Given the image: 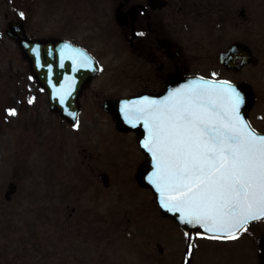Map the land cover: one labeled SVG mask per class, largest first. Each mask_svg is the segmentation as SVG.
<instances>
[{"label": "rangeland", "instance_id": "374dc122", "mask_svg": "<svg viewBox=\"0 0 264 264\" xmlns=\"http://www.w3.org/2000/svg\"><path fill=\"white\" fill-rule=\"evenodd\" d=\"M231 4L223 9L227 12ZM33 19V30L41 37L67 36L88 47L95 40L112 46L108 35L86 32L61 6L40 11ZM218 25L205 38L191 18L182 21V63L191 72L241 77L254 97L250 122L264 131V0H241V43L249 46L255 61L239 72L224 70L216 53L219 38L225 36L226 45L228 34L239 29L237 22L226 17ZM101 89L94 102L84 98L83 112L102 111L105 94H122L127 87ZM142 160L136 137L117 132L105 114L79 118L74 130L50 112L45 92L15 43L0 40V264H143L144 241L155 240L146 231L161 217H156L151 191L134 179ZM101 173L109 176V188L100 182V189L94 187L92 176ZM11 184L17 189L8 201L4 192ZM226 260L231 262L233 255ZM196 262L211 264L205 257Z\"/></svg>", "mask_w": 264, "mask_h": 264}, {"label": "flooded vegetation", "instance_id": "af4514ba", "mask_svg": "<svg viewBox=\"0 0 264 264\" xmlns=\"http://www.w3.org/2000/svg\"><path fill=\"white\" fill-rule=\"evenodd\" d=\"M229 1L232 4L227 13L223 6ZM57 6L63 7L65 13L69 12L75 20L73 22L82 23L81 27L86 32L108 35L112 46L107 47L95 40L93 46L88 47L67 36L41 37L42 33L33 30V24L37 23L33 19L34 15L43 10L51 11ZM215 8L217 14H214ZM226 17L236 20L239 29L235 34H228L230 36H227L226 45L222 41L225 36L219 38L215 51L217 54L234 43L241 44V0H0V21L3 19L0 22V39L12 40L9 36H21L23 33L28 39L54 38L78 47L75 49L67 46L66 53L70 49L77 53L80 49L86 50L95 59L99 70L86 81V70L81 68L85 58L80 62L75 55L73 64L76 68L72 73L74 83L65 82V95L76 98L79 104L78 118L99 113L112 118L103 109L100 112H83L82 101L89 97L94 102L102 94L101 87H127L122 94H105L100 100L103 103L106 99L158 94L171 77L176 79L189 74L213 76L198 70L190 72L184 67L180 57L178 31L182 28V21L191 18L195 28L201 30L207 38L213 34L214 28L220 27L219 23L223 24ZM39 19L47 23L52 21ZM16 40L12 41L22 57ZM197 47L204 48L202 44H197ZM213 52L209 49L207 53L213 55ZM66 59L65 64L69 66V58ZM237 63H241V53L235 59L234 64ZM239 71L241 67L236 72ZM66 75L69 80L70 74ZM226 78L241 83V77ZM117 132L136 136L135 132ZM92 181L94 187L101 188V183H98L100 174L93 175ZM109 183L104 188H109ZM159 214L161 221L153 223L156 227L149 228L145 234L147 238L150 236L156 241H144L143 264H198L196 259L199 257H205L211 264H264V219L249 223L246 230L238 232L236 239L223 236L210 239V236L204 234L190 236L170 217ZM232 255L233 260L227 262L226 259Z\"/></svg>", "mask_w": 264, "mask_h": 264}, {"label": "snow or ice", "instance_id": "6c2138e0", "mask_svg": "<svg viewBox=\"0 0 264 264\" xmlns=\"http://www.w3.org/2000/svg\"><path fill=\"white\" fill-rule=\"evenodd\" d=\"M242 103L227 82H206L139 108L162 206L213 233L210 239H236L264 219V135L241 116Z\"/></svg>", "mask_w": 264, "mask_h": 264}, {"label": "water", "instance_id": "95a60500", "mask_svg": "<svg viewBox=\"0 0 264 264\" xmlns=\"http://www.w3.org/2000/svg\"><path fill=\"white\" fill-rule=\"evenodd\" d=\"M18 39L21 43V49L24 55L29 59L30 70L32 74L35 76L39 85L46 89L49 109L52 111L59 112L61 117H64L68 122L74 124L76 118L72 116L74 114H77V106L74 103H71L70 101H63L64 91L60 92L58 90L59 86L62 85V83L64 82L65 77H68L66 76L65 72L71 73V64L69 66L67 65V63L64 64L63 55L56 52L54 41L35 40L29 43V41H27L26 39ZM239 48L240 45H234L229 51L221 53L219 55L220 62L228 68L231 67L230 60L233 58L234 55H236ZM241 58V65L251 61V52L247 47L243 45H241ZM206 82H212L213 84L223 83L192 77H181L180 79L171 78L168 81L167 86L165 87L161 95L155 97L150 96L148 98H144L143 100L163 101L169 96L170 93L176 91L177 89L185 88V86L187 85L205 84ZM227 84L231 85L241 95L243 103L240 108V114L247 122L246 114L252 103L250 89L245 85H234L230 83ZM131 102V100L127 99H119L118 101H106L104 109L114 115V121L119 129L124 131L135 130L139 136V144L147 156L146 161L141 166L140 171L138 173V179L140 183L149 186L153 190L157 203L162 209L163 213L170 215L177 222V224L187 233L213 234L210 232H206L204 230V227H202L201 225L188 224L187 222L182 221L180 218L181 213L165 209L162 206L161 195L156 190L155 184L152 182L154 173L156 172V161L153 158L152 153L143 146L144 142L148 139V129L144 125L143 119L139 118V108L142 106V103L139 106L137 105L136 108H130L129 104ZM101 180L103 184H107L106 175H102ZM15 189V186H9L5 193V198L10 199V196L15 192Z\"/></svg>", "mask_w": 264, "mask_h": 264}]
</instances>
